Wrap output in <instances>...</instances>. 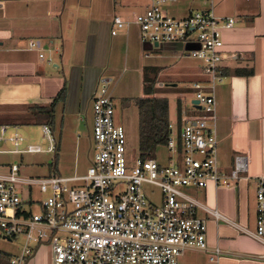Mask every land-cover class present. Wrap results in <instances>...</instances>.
I'll return each mask as SVG.
<instances>
[{
    "label": "built area",
    "instance_id": "1",
    "mask_svg": "<svg viewBox=\"0 0 264 264\" xmlns=\"http://www.w3.org/2000/svg\"><path fill=\"white\" fill-rule=\"evenodd\" d=\"M163 2L147 0L133 20L114 15L110 34L133 23L141 43L177 44L182 56L201 64L205 78L189 84L194 91L191 101L196 100L198 108L190 101V112L180 113L179 128L168 124L166 163L137 156L127 167L125 130L114 119L109 80L100 77L91 100V163L84 173L29 177L20 172L18 163L0 170V238L20 240L10 264H25L40 245L50 246L52 264H178L187 251L205 252L216 264L222 251L207 245L206 219L197 215L198 210L264 245V176L256 179L253 230L229 221L190 193L210 183L232 188L247 173L245 154L235 153L231 167L224 170L218 153L215 91L224 78L221 31L232 28L236 19L217 17L211 3L207 9L176 17L165 12ZM28 47L38 49L39 44L30 40ZM42 130L49 141L47 151L55 152L50 128L42 125ZM38 152L42 148L26 143L18 125L0 124V154ZM74 182L81 186L68 185ZM119 186L123 190L115 192ZM33 187L47 195L36 200ZM155 189L160 191L158 202L151 200ZM34 204L40 211L32 212Z\"/></svg>",
    "mask_w": 264,
    "mask_h": 264
},
{
    "label": "crops",
    "instance_id": "2",
    "mask_svg": "<svg viewBox=\"0 0 264 264\" xmlns=\"http://www.w3.org/2000/svg\"><path fill=\"white\" fill-rule=\"evenodd\" d=\"M185 1L187 4L180 1L185 3L180 17L193 8L207 9L211 3L217 17L236 19L232 28L221 31L223 59L220 66L224 78L215 91L218 153L224 170L231 167L235 153L247 157V173L232 188L215 187L210 183L205 189L191 190L190 193L229 221L253 230L256 179L264 176V0H220L215 8L213 0L208 3L205 0ZM67 5V0H0V124H10L13 117L25 114L32 105H49L58 92L65 89L64 101L55 104L54 123L50 128L57 149L62 130L58 139L54 133L56 111L60 112L61 124L63 115L67 118L84 115L86 120L88 114L91 129V106L88 107L97 81L103 77L110 82L109 57L112 53L118 54L122 44L114 38L122 30L127 34L135 25L132 23L111 35L112 18L114 15L122 17L119 13L113 11L107 17L91 18L86 23L77 14L66 10ZM137 5L139 7L140 2L136 0L129 3L133 8L132 16L138 13L134 10ZM141 5L144 8L147 0H142ZM30 40L37 41L39 48L29 49ZM141 44L146 52L140 55L141 67L139 64L137 71L142 74L145 67H160L161 72L165 71L169 66L163 60L185 59L177 54L181 51L177 44L159 47ZM150 50H154V55L147 52ZM39 53L43 54L42 57ZM144 60L147 63L144 64ZM193 60L195 62L191 65L180 68L182 73L193 77L191 82L205 78L200 62ZM177 76L179 74L174 71L170 72L164 75V81L169 83ZM159 80L156 77V82ZM183 109L190 112L188 107L181 105L180 113ZM77 145L72 150V161L67 168L70 173L61 176L83 173L80 172L82 164L79 166L78 163L81 158H78ZM90 146L92 149V141ZM9 163L14 162L1 161L0 166L4 170ZM55 169L53 165V172L58 174ZM197 215L206 219L207 245L210 248L217 246L222 251L216 264H264L263 244L227 221L215 220L201 210ZM38 248L25 264H52L50 249L45 261L37 253ZM18 250L5 253L11 256ZM187 252L179 258L178 264H213L205 252Z\"/></svg>",
    "mask_w": 264,
    "mask_h": 264
},
{
    "label": "rangeland",
    "instance_id": "3",
    "mask_svg": "<svg viewBox=\"0 0 264 264\" xmlns=\"http://www.w3.org/2000/svg\"><path fill=\"white\" fill-rule=\"evenodd\" d=\"M134 0H67L66 10H70L72 13L78 15L80 20H85L86 23L91 18H103L107 17L109 13L115 11L119 13L124 20H133L131 12L133 8L129 7V3ZM140 2V5L134 8L135 11L139 12L143 5H141L142 0H136ZM181 0L168 1L164 0L163 9L167 10V13L176 17H180V13L184 8ZM208 3V0H205ZM214 8L220 4V0H213ZM139 4V3H138ZM205 5V3H204ZM199 9V8H198ZM217 9V8H216ZM192 10H197L193 8ZM122 11V13H121ZM125 30L119 31L117 37L114 39L122 41L120 50L117 53H112L109 57L108 67L111 69L110 82L108 85V91L114 101L115 111L114 119L117 123L121 124L125 130L126 134V160L127 167L133 165L134 159L138 156L137 150V126H138V114L136 108L132 105V101L129 99L141 97L143 95V74L137 71L140 64V55H143L146 51L142 48L141 41L137 38V28L135 25L131 27L130 32L124 33ZM137 39V40H136ZM148 53L154 55V50L147 51ZM180 58L176 60H163L167 66H169L165 71L161 72L159 67L157 72V77L160 79L156 82L154 87V96L165 97L169 102V116L170 121L175 127L174 118L176 110V102L179 97L181 105L190 108V101L193 98L194 91L191 89L189 84L190 80L193 79L191 75L184 74L181 72L180 68L185 65H191L195 62L193 59L188 57H181L180 51L177 53ZM83 60V56L81 57ZM144 64L147 63L146 60L143 61ZM113 66V67H112ZM143 71V69H142ZM175 72L179 74L173 81H164V75L170 72ZM161 72V73H160ZM160 73V74H159ZM105 75V74H104ZM175 83V86H171ZM170 84V85H168ZM90 106L88 109H90ZM63 115L62 124L60 123L61 117L60 112L55 113V127L54 133L59 139V131L62 130V137L60 138V147L55 151L57 154L56 158V169L55 172L58 174H69L68 171L69 163L72 161L73 149L77 143L78 158H81L79 166L82 164V169L80 172L84 173V170L89 165V159H91L92 149L90 146V121L89 115L87 114L86 120H84V115L77 116ZM70 121L68 122V120ZM18 130L25 137L26 143L39 145L42 148V152L38 153H24L22 155L17 154H0V162L10 160L11 162L18 163L20 166V172L29 177L44 178L48 177L50 173H53L52 163L53 154L55 152L47 151L49 147V141L46 137H43L42 125L40 124H28L18 126ZM168 152L162 147L157 150L156 159L160 164H165ZM153 158V157H150ZM1 167V166H0ZM0 170H3L2 167ZM79 171V170H78ZM70 187L81 186L80 182L68 183ZM124 186H119L115 189V192L123 190ZM32 195L36 200L41 199L47 193L42 194L37 187L31 189ZM160 197V191L158 189L154 190V195L151 200L158 202ZM32 212L40 211L39 205L34 204L31 207ZM33 245V244H32ZM20 249V240H15L8 242L0 238V251L1 252H11L12 250ZM51 257V248L49 245H40L38 248V254L42 255L45 261L49 256ZM19 251V250H18ZM18 253V252H17ZM16 253V254H17ZM189 253L187 252V255ZM15 255V254H14Z\"/></svg>",
    "mask_w": 264,
    "mask_h": 264
},
{
    "label": "trees",
    "instance_id": "4",
    "mask_svg": "<svg viewBox=\"0 0 264 264\" xmlns=\"http://www.w3.org/2000/svg\"><path fill=\"white\" fill-rule=\"evenodd\" d=\"M159 68L145 67L143 69V95L129 99L136 108L138 114L137 126V150L141 158L155 157L157 150L164 147L170 136L168 124L170 123L169 102L165 97L154 96L156 75ZM245 73V72H244ZM249 73V72H248ZM247 74V72H246ZM65 89L58 92L57 96L49 105H32L25 114L13 117L11 125L40 124L49 128L54 123V107L59 101H64ZM174 123L176 128L180 125L181 103L177 99ZM56 152L53 154L52 166L56 165ZM10 255L0 251V264L9 263Z\"/></svg>",
    "mask_w": 264,
    "mask_h": 264
},
{
    "label": "water",
    "instance_id": "5",
    "mask_svg": "<svg viewBox=\"0 0 264 264\" xmlns=\"http://www.w3.org/2000/svg\"><path fill=\"white\" fill-rule=\"evenodd\" d=\"M154 46L156 47L157 45L154 44ZM149 48H150V47H149ZM186 48H189V47H186ZM191 103H192L193 105H195L196 108H198V105H196V104H197V101H196V100H192Z\"/></svg>",
    "mask_w": 264,
    "mask_h": 264
}]
</instances>
